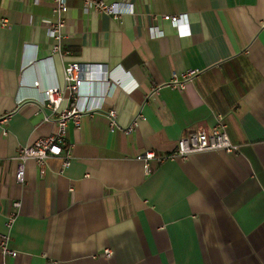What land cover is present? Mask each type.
Returning <instances> with one entry per match:
<instances>
[{
    "label": "crops",
    "instance_id": "1",
    "mask_svg": "<svg viewBox=\"0 0 264 264\" xmlns=\"http://www.w3.org/2000/svg\"><path fill=\"white\" fill-rule=\"evenodd\" d=\"M102 1L119 5L118 20L66 0L61 58L51 0H0V117L11 114L0 126V241L16 251L0 264H264V0ZM67 60L91 66L74 103L88 113L66 129L70 165L51 159L41 177L29 160L19 185L17 150L53 133L39 105ZM187 70L199 74L183 91L150 95ZM109 110L122 129L142 118L125 134L110 130ZM219 116L237 155L198 152L148 172L137 160L173 152Z\"/></svg>",
    "mask_w": 264,
    "mask_h": 264
},
{
    "label": "built area",
    "instance_id": "2",
    "mask_svg": "<svg viewBox=\"0 0 264 264\" xmlns=\"http://www.w3.org/2000/svg\"><path fill=\"white\" fill-rule=\"evenodd\" d=\"M53 10V20L47 21L48 32L54 41L52 53L57 54L61 58H69L70 52L63 49L60 42L63 38V29L66 22L63 14L67 11L66 0H51ZM84 8L93 10L94 12L110 15L113 19L118 20L121 16L118 4H107L102 0H83ZM163 19H170L176 22L179 19L175 17L163 16ZM0 27H7V21L1 20ZM90 67L77 61H64L63 68V85L53 86L43 90L44 101L39 105L40 111L44 114V120L50 122V118L55 122L53 133L44 138L34 141L32 144L22 146L17 150L14 158L16 162L15 181L17 184H24L25 163L29 160L33 161L38 168L39 175L43 177L48 171V161L55 158L62 160V169L70 165L71 158L69 156V148L64 149V139L68 124H73L75 129H79L80 118L87 111H81L74 106L75 101L79 97V91L82 84L89 79ZM199 74L198 70H187L182 73L173 72L170 79L160 85L151 88V94H155L159 89L167 87L179 92L183 91L186 85L191 83ZM34 87L38 88V83H34ZM108 120L110 130L119 129L125 134L132 133L137 127L138 120L141 115L133 119L130 126L125 129L119 127L116 121V112L109 110L105 113ZM11 114L0 117V126L2 133L5 134ZM224 152L226 154L237 155L239 147L233 145L227 136L226 126L221 117H217L216 123L210 132L206 133L197 130L180 137L175 145V150L169 154L158 155L151 150L144 151L139 154L137 160L143 163L146 172L149 171V163L155 161L162 164L170 160H185L190 154L198 152ZM15 208L20 206L19 202L13 204ZM13 216V215H12ZM0 254L2 257L16 256V251L9 247V239L4 236L0 241ZM106 257L111 254L104 253Z\"/></svg>",
    "mask_w": 264,
    "mask_h": 264
}]
</instances>
